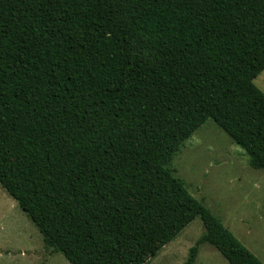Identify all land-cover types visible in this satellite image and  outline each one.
<instances>
[{"label":"trees","instance_id":"trees-1","mask_svg":"<svg viewBox=\"0 0 264 264\" xmlns=\"http://www.w3.org/2000/svg\"><path fill=\"white\" fill-rule=\"evenodd\" d=\"M264 0H0V186L70 264H146L194 219L262 264L175 177L212 120L264 171Z\"/></svg>","mask_w":264,"mask_h":264},{"label":"rangeland","instance_id":"rangeland-1","mask_svg":"<svg viewBox=\"0 0 264 264\" xmlns=\"http://www.w3.org/2000/svg\"><path fill=\"white\" fill-rule=\"evenodd\" d=\"M264 95V70L253 80ZM171 169L189 194L264 264V171L249 167L248 156L207 120L185 141ZM194 219L146 264H185L188 250L203 234ZM38 227L0 186V264H70L44 248ZM195 264H228L208 244H201Z\"/></svg>","mask_w":264,"mask_h":264}]
</instances>
